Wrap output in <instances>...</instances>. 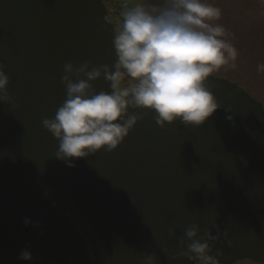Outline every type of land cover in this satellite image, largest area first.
Segmentation results:
<instances>
[{
  "label": "water",
  "instance_id": "95a60500",
  "mask_svg": "<svg viewBox=\"0 0 264 264\" xmlns=\"http://www.w3.org/2000/svg\"><path fill=\"white\" fill-rule=\"evenodd\" d=\"M114 33L102 0H0L12 97L0 103V234L60 264H196L177 243L196 224L218 235V264H264V107L236 83L208 78L221 107L202 126L162 129L144 110L112 152L71 167L53 157L58 142L41 122L65 99L62 67H111ZM92 87L110 91L103 78Z\"/></svg>",
  "mask_w": 264,
  "mask_h": 264
},
{
  "label": "clouds",
  "instance_id": "9594fccd",
  "mask_svg": "<svg viewBox=\"0 0 264 264\" xmlns=\"http://www.w3.org/2000/svg\"><path fill=\"white\" fill-rule=\"evenodd\" d=\"M221 9L208 0H160L126 3L121 25L113 35L115 62L92 65L89 61L62 67L65 99L42 127L58 142L53 157L69 167L73 159L87 158L100 150L112 152L142 119L144 110L154 114L157 126L179 121L184 126H202L221 105L206 86L208 78L223 66L236 67L238 51L219 23ZM264 71V64L257 66ZM103 78L110 91L92 84ZM9 77L0 64V103L8 104ZM14 106V105H13ZM226 118L231 121L232 116ZM30 221L25 218L27 226ZM193 224L177 243L179 256L196 264H218L210 242L217 239ZM174 237L175 231L169 230ZM187 241V242H186ZM21 261L32 260L24 250ZM175 261L177 255H170ZM143 264H157L155 255Z\"/></svg>",
  "mask_w": 264,
  "mask_h": 264
},
{
  "label": "rangeland",
  "instance_id": "374dc122",
  "mask_svg": "<svg viewBox=\"0 0 264 264\" xmlns=\"http://www.w3.org/2000/svg\"><path fill=\"white\" fill-rule=\"evenodd\" d=\"M137 1L160 2V0ZM208 2L221 9V18L214 23L221 24L230 33L228 38L238 51L235 68L230 65L223 66L211 76L236 83L264 107V71H261L263 77L260 78H256L255 74L251 73V68L258 71L257 66L264 64V52L254 53L249 48L252 43L261 44L264 41V0H208ZM244 42H248V49L238 47ZM19 255L0 234V264H45L34 259L28 262L21 261Z\"/></svg>",
  "mask_w": 264,
  "mask_h": 264
},
{
  "label": "trees",
  "instance_id": "16d2710c",
  "mask_svg": "<svg viewBox=\"0 0 264 264\" xmlns=\"http://www.w3.org/2000/svg\"><path fill=\"white\" fill-rule=\"evenodd\" d=\"M102 1L107 8L109 17H110V19L114 25L115 32L118 30V28L121 25V20H122L121 12L123 10V6L126 3L138 2L137 0H102ZM249 43H251V42H249ZM248 45H249L248 42H244V43H240L238 47L242 46L244 48L247 47L246 49H248ZM249 48L252 49L254 53L261 52V51L264 52V41H262L261 44L252 43V46H250ZM251 73L255 74L256 78L263 77L261 74V71H256V70H253L252 68H251ZM34 260L41 261L45 264H60V263H56V262H52V261H43V260H39V259H34ZM65 264H72V263H65Z\"/></svg>",
  "mask_w": 264,
  "mask_h": 264
}]
</instances>
